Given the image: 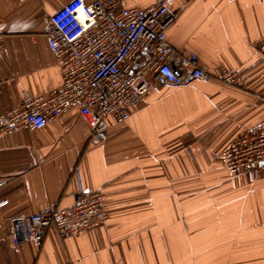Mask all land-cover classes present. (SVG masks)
<instances>
[{"label":"crops","instance_id":"obj_1","mask_svg":"<svg viewBox=\"0 0 264 264\" xmlns=\"http://www.w3.org/2000/svg\"><path fill=\"white\" fill-rule=\"evenodd\" d=\"M69 0H0V114L61 85L47 19ZM90 3L94 0H83ZM147 7L153 0H118ZM166 36L238 86L150 89L124 125L93 133L77 109L0 134V264H264V165L229 178L220 150L264 122V0H174ZM101 192L107 219L73 237L16 243L13 219Z\"/></svg>","mask_w":264,"mask_h":264},{"label":"built area","instance_id":"obj_2","mask_svg":"<svg viewBox=\"0 0 264 264\" xmlns=\"http://www.w3.org/2000/svg\"><path fill=\"white\" fill-rule=\"evenodd\" d=\"M175 20L174 0L131 8L119 7L118 0H69L48 17L45 29L59 65L60 87L46 96L24 95L18 107L0 114V134L19 127L40 130L70 109L78 110L93 133L102 134L109 119L124 125L129 109L150 89L178 86L186 79L240 85L241 72L211 71L194 54L176 51L166 36ZM257 51L264 62V39ZM218 157L229 178L246 173L254 179L264 165V122L244 129ZM4 184L0 180V187ZM4 204L0 201V210ZM106 219L101 192H82L68 207L53 203L42 212L13 219L14 239L41 243L50 228L61 238L73 237Z\"/></svg>","mask_w":264,"mask_h":264},{"label":"water","instance_id":"obj_3","mask_svg":"<svg viewBox=\"0 0 264 264\" xmlns=\"http://www.w3.org/2000/svg\"><path fill=\"white\" fill-rule=\"evenodd\" d=\"M262 166V164L260 165V167Z\"/></svg>","mask_w":264,"mask_h":264}]
</instances>
